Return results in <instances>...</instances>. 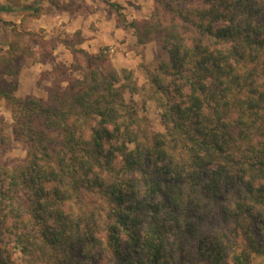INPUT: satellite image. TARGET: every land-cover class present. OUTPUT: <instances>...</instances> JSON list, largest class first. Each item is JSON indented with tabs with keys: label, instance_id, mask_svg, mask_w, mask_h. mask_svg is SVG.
Instances as JSON below:
<instances>
[{
	"label": "trees",
	"instance_id": "trees-1",
	"mask_svg": "<svg viewBox=\"0 0 264 264\" xmlns=\"http://www.w3.org/2000/svg\"><path fill=\"white\" fill-rule=\"evenodd\" d=\"M151 1L128 23L104 0L167 54L144 68L162 132L103 51L72 49L78 77L46 100L0 73L26 148L0 156V264H264V0Z\"/></svg>",
	"mask_w": 264,
	"mask_h": 264
},
{
	"label": "rangeland",
	"instance_id": "rangeland-1",
	"mask_svg": "<svg viewBox=\"0 0 264 264\" xmlns=\"http://www.w3.org/2000/svg\"><path fill=\"white\" fill-rule=\"evenodd\" d=\"M110 2L121 7L119 12L128 23L147 19L153 10L151 0ZM0 3L12 9L0 15V73L13 74L6 79L14 83L17 98L46 100L49 90L64 88L68 78L78 77L69 69L75 61L72 49H82L93 55L103 51L116 71H132L138 86L145 87L137 95H126V99L131 98L139 116L147 121L153 132L163 131L161 111L148 98L144 71L145 67L155 66L167 58L158 42L140 45L133 30L121 28L122 22L117 21L115 9L104 0H0ZM41 18L46 25L38 22ZM103 21L114 23L124 31L119 40L104 43V39H109L111 28ZM95 35L101 41L100 45L95 41L89 44L95 53L81 48L85 37L93 39ZM0 129L9 136L8 145L0 151L4 164L15 165L25 160V145L15 137L13 120L3 101H0ZM95 264L107 262L99 259Z\"/></svg>",
	"mask_w": 264,
	"mask_h": 264
},
{
	"label": "crops",
	"instance_id": "crops-1",
	"mask_svg": "<svg viewBox=\"0 0 264 264\" xmlns=\"http://www.w3.org/2000/svg\"><path fill=\"white\" fill-rule=\"evenodd\" d=\"M38 22H42L44 25H46V23H45V19H43V18H41L40 20H38ZM103 23H105V24H109L108 25V28H111V34L109 35V39H104L105 41H104V43L105 44H108V43H113V42H116L117 40H119L120 38H121V36H122V34L124 33V31H122L121 29H118V28H116L115 27V24L114 23H106L105 21H103ZM98 25L99 26H102V24H100V22L98 23ZM101 28V27H100ZM100 30V29H99ZM99 30L97 31L98 33H99V35H100V32H99ZM94 34V33H93ZM89 36V35H88ZM101 36V35H100ZM91 38V37H90ZM90 38H86L85 37V40L83 41V44H82V46H81V48H85L87 51L89 50V52H91V53H95L96 52V50L95 49H93V46H89V44L92 42V41H95L96 43L97 42H99V45L101 44V41L98 39V38H100V37H97V35H95L94 36V38L93 39H90ZM98 39V40H97ZM103 43V44H104Z\"/></svg>",
	"mask_w": 264,
	"mask_h": 264
}]
</instances>
